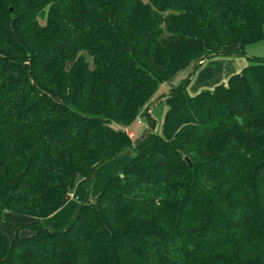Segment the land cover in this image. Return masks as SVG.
Returning a JSON list of instances; mask_svg holds the SVG:
<instances>
[{
  "label": "trees",
  "instance_id": "trees-1",
  "mask_svg": "<svg viewBox=\"0 0 264 264\" xmlns=\"http://www.w3.org/2000/svg\"><path fill=\"white\" fill-rule=\"evenodd\" d=\"M262 38L264 0H0V264H264V59L160 95L161 134L126 129L178 72ZM129 148L68 226L43 221Z\"/></svg>",
  "mask_w": 264,
  "mask_h": 264
},
{
  "label": "rangeland",
  "instance_id": "rangeland-1",
  "mask_svg": "<svg viewBox=\"0 0 264 264\" xmlns=\"http://www.w3.org/2000/svg\"><path fill=\"white\" fill-rule=\"evenodd\" d=\"M231 48L235 49L236 47L234 46ZM244 49V54L232 53L228 55L212 56L207 59H204L203 61H199L198 64L192 63L189 69H184L178 72L170 80L162 83L152 100V118H146L144 112H142L130 126L126 127L128 132H133L132 129H134V131L137 133L138 136L134 138V143L142 138L147 128H149V131L154 130L158 134L162 133V124L165 112L167 110V103L165 101V98L160 95L168 93L171 87L178 86L188 79V90L190 93L198 92L203 89H213L216 84L225 82L227 78H229V76L241 71L244 66H246L250 62H253V58L264 59V38L246 44ZM195 66L196 68H194ZM113 125L117 128H124L122 124L116 122H113ZM128 151H130V148L128 149ZM105 165H118V161L110 162L109 164ZM105 165H102L97 168L88 181L90 183V186L93 183V190H97L101 182V180L99 181V179L106 176L107 173L110 171V167ZM115 174H122V171L120 173L117 172ZM81 180V177L78 178L74 186H72L69 190V200L67 201L66 205L70 207L63 210V212H59L61 213V216L58 217L57 224L61 225V228L68 226V224L76 215L78 207L82 203L81 201H78L75 196L80 194L82 196L84 194L86 195L85 190L88 186L84 183L85 190L81 188ZM69 209L71 210V212H68ZM68 213H70L69 216ZM5 216L9 220L14 222H25L30 219V217L27 215L18 214L15 212H7ZM43 221L45 223L50 222L49 220H47V218H44ZM54 225L55 224L53 220H51V226L53 227ZM0 229L5 231L11 237L16 234V229L12 228L9 224L2 221H0ZM29 233H31V231L28 229H22L20 231V234L22 235H27Z\"/></svg>",
  "mask_w": 264,
  "mask_h": 264
},
{
  "label": "crops",
  "instance_id": "crops-1",
  "mask_svg": "<svg viewBox=\"0 0 264 264\" xmlns=\"http://www.w3.org/2000/svg\"><path fill=\"white\" fill-rule=\"evenodd\" d=\"M152 112H153V109H152V106H150V114H151V116H152ZM152 118V117H151ZM133 130V132L131 131V132H129V134L133 137V139L135 138V137H137L138 135H137V133L134 131V129H132ZM149 131V128H147L146 130H145V132H144V134L146 133V132H148ZM143 134V135H144ZM141 135V134H140ZM126 152V153H125ZM125 153V154H124ZM124 154V155H123ZM122 156V157H121ZM134 156V152H133V150L132 149H130V151H128V149L127 150H124V151H122L121 153H119L118 155H116L114 158H112V159H110V160H108V161H106V162H104V163H102V164H100L97 168H99L100 166H102V165H105V164H109L110 162H114V161H118V165H105V166H109L110 167V171L107 173V175L106 176H104V177H102L101 179H99V181L101 180V182H100V186H99V184H98V186L100 187H98L97 188V190H93V183H92V185L90 186V183H89V186L87 187V189L85 190V185H84V179H82L81 180V183H80V186H81V188H83L85 191H86V195L84 194L83 196L80 194V195H76L75 196V198L78 200V201H81V202H83L84 200H87L88 202H93L95 199H96V197L98 196V194L100 193V191H101V189L103 188V186H104V184L112 177V176H114V174L115 173H120L122 170H123V168H124V166L132 159V157ZM120 160H119V159ZM96 168V169H97ZM95 169V170H96ZM94 170V171H95ZM94 173V172H93ZM93 175V174H92ZM116 175V174H115ZM85 196V197H84ZM69 200V195H67L66 196V198H65V202H64V204H63V206L56 212V213H54V214H52L51 216H49V217H46L47 218V220H49L50 222H48L47 224L51 227V228H53V229H58V228H61L62 226L61 225H58L57 224V219H58V217L59 216H61V213H59V212H63V210H65V209H67V208H69L67 205H66V203H67V201ZM68 212H71V210L69 209V211ZM58 214V215H57ZM69 214L70 213H68V216H69ZM56 216V217H55ZM51 220H53V222H54V224L56 225H54L53 227L51 226Z\"/></svg>",
  "mask_w": 264,
  "mask_h": 264
},
{
  "label": "water",
  "instance_id": "water-1",
  "mask_svg": "<svg viewBox=\"0 0 264 264\" xmlns=\"http://www.w3.org/2000/svg\"><path fill=\"white\" fill-rule=\"evenodd\" d=\"M198 64V63H197ZM197 64H196V66H197ZM196 66L194 67V68H196ZM144 115H145V117L146 118H148V119H150L152 116H151V114H150V107H147L146 109H145V111H144Z\"/></svg>",
  "mask_w": 264,
  "mask_h": 264
}]
</instances>
